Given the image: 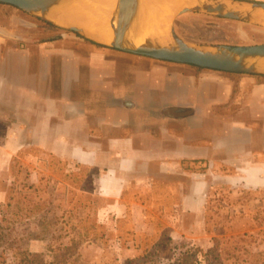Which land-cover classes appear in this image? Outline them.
Returning <instances> with one entry per match:
<instances>
[{
  "label": "crops",
  "instance_id": "crops-1",
  "mask_svg": "<svg viewBox=\"0 0 264 264\" xmlns=\"http://www.w3.org/2000/svg\"><path fill=\"white\" fill-rule=\"evenodd\" d=\"M34 24L0 3V168L29 145L49 150L93 168L94 193L122 217L129 204L142 205L138 192L173 193L175 212L164 217L169 235L202 247L221 235L207 227L212 189L264 192L262 74L130 59L96 47L89 55L59 54L56 39L13 49L12 38H24L19 30ZM47 46L51 53L43 54ZM244 205L233 199L218 216L232 224L230 237L250 229L245 221L254 218L239 213Z\"/></svg>",
  "mask_w": 264,
  "mask_h": 264
},
{
  "label": "rangeland",
  "instance_id": "rangeland-1",
  "mask_svg": "<svg viewBox=\"0 0 264 264\" xmlns=\"http://www.w3.org/2000/svg\"><path fill=\"white\" fill-rule=\"evenodd\" d=\"M25 13L35 24L19 30L27 40L12 38L13 49L25 52L27 44L34 46L33 40L56 39L59 54L70 50L89 55L96 47L113 54L123 53L130 59L138 56L116 48L105 49ZM171 24L180 36L194 44L264 43V26L260 24L204 13H175ZM41 51L49 54L51 48ZM2 131L0 127V137ZM15 146L17 141L12 142V148ZM95 172L35 145L16 150L10 164L0 168V264H264V192L244 191L237 195L227 188L212 189L207 227L221 235L209 239L210 246L204 242L202 247L169 235L171 224L164 217L169 215V208L171 214L175 212L178 197L173 193L166 198L162 191L160 195L138 192L142 205L129 204L127 215L118 216L106 209L107 203L94 193ZM257 197L261 200L254 201ZM233 199L246 204L239 213L249 212L254 219L242 224L245 229L250 228L248 231L230 237L232 224L221 223L218 216L226 214L224 207ZM168 200L170 206L166 205ZM139 213L147 215L148 221H138L134 215Z\"/></svg>",
  "mask_w": 264,
  "mask_h": 264
},
{
  "label": "water",
  "instance_id": "water-1",
  "mask_svg": "<svg viewBox=\"0 0 264 264\" xmlns=\"http://www.w3.org/2000/svg\"><path fill=\"white\" fill-rule=\"evenodd\" d=\"M74 0H0L47 23L72 31L106 47L152 57L163 61L193 64L227 72L264 74V43L200 45L183 39L173 24L168 41L153 34L140 36L143 0H117L111 19L112 40L101 41L79 24L65 23L64 7ZM177 13L199 12L226 19L264 26V1L259 0H194Z\"/></svg>",
  "mask_w": 264,
  "mask_h": 264
},
{
  "label": "bare ground",
  "instance_id": "bare-ground-1",
  "mask_svg": "<svg viewBox=\"0 0 264 264\" xmlns=\"http://www.w3.org/2000/svg\"><path fill=\"white\" fill-rule=\"evenodd\" d=\"M194 0H143V20L140 36L153 34L160 41L169 38V26L175 13ZM117 0H74L64 7L63 21L86 27L91 35L101 41L112 40L111 19ZM98 22V23H97ZM98 26H94L97 25Z\"/></svg>",
  "mask_w": 264,
  "mask_h": 264
},
{
  "label": "trees",
  "instance_id": "trees-1",
  "mask_svg": "<svg viewBox=\"0 0 264 264\" xmlns=\"http://www.w3.org/2000/svg\"><path fill=\"white\" fill-rule=\"evenodd\" d=\"M187 14H188V13H184V15H187ZM45 23L48 24V25H50V23H47V22H45ZM76 34H77V33H76ZM179 34L181 35L180 32H179ZM90 42H91V43H94V42H92V41H90ZM94 44H96V43H94ZM96 45L101 46V47H105L104 45H101V44H96ZM189 65H192V66H195V67L201 68V66H197V65H193V64H189ZM257 76H258V77L260 76L261 79H264V74H262V75H257ZM1 228H2V227L0 226V230H1ZM1 235H3V233H1ZM1 235H0V241H1V239H2V238H1L2 236H1Z\"/></svg>",
  "mask_w": 264,
  "mask_h": 264
}]
</instances>
